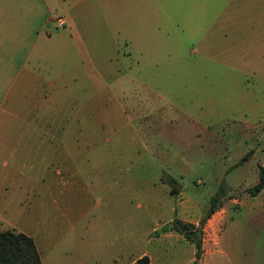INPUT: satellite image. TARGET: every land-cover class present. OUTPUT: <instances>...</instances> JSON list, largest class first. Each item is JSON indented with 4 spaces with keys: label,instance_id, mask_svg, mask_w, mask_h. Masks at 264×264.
<instances>
[{
    "label": "rangeland",
    "instance_id": "1",
    "mask_svg": "<svg viewBox=\"0 0 264 264\" xmlns=\"http://www.w3.org/2000/svg\"><path fill=\"white\" fill-rule=\"evenodd\" d=\"M128 8L115 19L106 11L91 59L76 43L45 56L65 82L60 110L73 99L77 118L52 130L80 131L78 141L69 132L54 151L29 124L4 129L27 152L16 156L22 169L0 166V229L31 235L43 264H113L111 254L139 250L156 264H195L193 243L173 226L187 221L176 217V198L201 215L220 188L219 201L253 198L244 189L264 162V0H132ZM249 149L256 154L241 160ZM39 158L43 168H30ZM50 158L63 164L45 167ZM252 230L258 256L245 261L264 264V223Z\"/></svg>",
    "mask_w": 264,
    "mask_h": 264
},
{
    "label": "crops",
    "instance_id": "2",
    "mask_svg": "<svg viewBox=\"0 0 264 264\" xmlns=\"http://www.w3.org/2000/svg\"><path fill=\"white\" fill-rule=\"evenodd\" d=\"M131 4L132 0H0V155L9 156V160L0 161L3 169H22L20 162L22 166L26 163L16 156L27 152L18 143L6 140L9 135L4 130L6 123H25L32 129H40V139L49 135V146L56 151L59 143L63 147L67 145L66 135L71 131L64 127L58 130V126L53 131L52 125L77 120L73 115V99L69 111L62 113L60 110L63 106H58V90L64 88L65 82L61 80L59 83L57 71H53L45 56L57 53L58 48L63 49L68 43H76L83 56L91 59L98 54L91 44L103 40L106 11L115 19L122 8L129 6L130 11ZM57 16L63 19L60 27L55 25ZM40 58L46 60L45 70L40 68ZM99 79L97 77L98 83ZM23 132L15 133L13 139L17 138L18 142L24 138L27 132ZM72 136L78 141L81 133L78 131ZM250 150L256 154L255 149ZM29 162L30 168H43V158ZM61 164L52 158L44 160L45 167ZM259 164L264 165V162ZM262 191L264 186L252 195L253 198L232 196L217 203L202 223V251L195 264H248L245 261L247 256H258L259 234L252 230V226L255 221L264 223ZM171 203L164 207L166 215ZM176 204L179 207L176 217L197 223L202 211L198 205L188 203L185 198H176ZM184 210L187 216L182 215ZM34 242L40 255L39 245ZM130 254L133 253L119 251L111 254L109 260L113 264H128L146 254L148 264H156L146 250H139L131 258ZM98 259L94 257L88 264H99ZM193 259L194 252L191 262ZM78 264H84V261L79 260Z\"/></svg>",
    "mask_w": 264,
    "mask_h": 264
},
{
    "label": "trees",
    "instance_id": "3",
    "mask_svg": "<svg viewBox=\"0 0 264 264\" xmlns=\"http://www.w3.org/2000/svg\"><path fill=\"white\" fill-rule=\"evenodd\" d=\"M251 150H247L241 157L244 160ZM238 163V162H237ZM264 186V165H257L256 181L244 190L249 195L256 194ZM223 189L210 196L207 209L202 213L197 223L190 221H177L173 224L174 229L180 232L185 239L194 245L193 263L202 251V223L219 202V197L223 195ZM0 264H43L35 242L31 235L13 228L0 229ZM128 264H148V256L142 254Z\"/></svg>",
    "mask_w": 264,
    "mask_h": 264
},
{
    "label": "built area",
    "instance_id": "4",
    "mask_svg": "<svg viewBox=\"0 0 264 264\" xmlns=\"http://www.w3.org/2000/svg\"><path fill=\"white\" fill-rule=\"evenodd\" d=\"M55 25L58 26V27H60V26L63 25V19H62V17L57 16V17L55 18Z\"/></svg>",
    "mask_w": 264,
    "mask_h": 264
}]
</instances>
